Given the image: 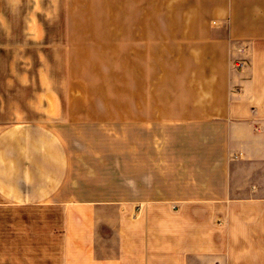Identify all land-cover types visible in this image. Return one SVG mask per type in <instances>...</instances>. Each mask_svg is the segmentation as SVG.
<instances>
[{"label":"crops","instance_id":"obj_1","mask_svg":"<svg viewBox=\"0 0 264 264\" xmlns=\"http://www.w3.org/2000/svg\"><path fill=\"white\" fill-rule=\"evenodd\" d=\"M20 1L0 0V264H264V0H194L178 34L202 69L91 120L68 28Z\"/></svg>","mask_w":264,"mask_h":264},{"label":"rangeland","instance_id":"obj_2","mask_svg":"<svg viewBox=\"0 0 264 264\" xmlns=\"http://www.w3.org/2000/svg\"><path fill=\"white\" fill-rule=\"evenodd\" d=\"M20 2L21 16L34 10L36 20L39 19L46 28L53 31L68 28L66 57L69 93L73 97L69 105H73L77 118L123 119L120 112L126 104L125 90L138 89L140 81L150 88V84L154 86L156 76L163 75L166 91L165 86L172 82L182 86L188 71L192 73L202 69L182 65V61L187 64V59L196 58V55L195 51L187 50L185 42L180 41L182 37H189L188 34H178L189 25V19L181 15L196 5L194 0ZM190 21L192 26L201 22L199 19ZM24 22V18L20 17V27L25 26ZM138 26H142L145 32L141 47L125 40L129 31L127 27L134 29ZM157 28L164 32L158 35L160 42H157V35H152ZM52 35L57 39L65 37ZM246 63L243 62L239 68Z\"/></svg>","mask_w":264,"mask_h":264},{"label":"built area","instance_id":"obj_3","mask_svg":"<svg viewBox=\"0 0 264 264\" xmlns=\"http://www.w3.org/2000/svg\"><path fill=\"white\" fill-rule=\"evenodd\" d=\"M244 59H245V58H243V57L238 58V59L235 61V65L239 67V65H241L243 62H245Z\"/></svg>","mask_w":264,"mask_h":264}]
</instances>
